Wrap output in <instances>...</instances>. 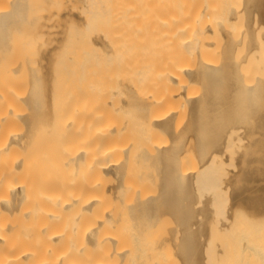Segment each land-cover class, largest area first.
I'll use <instances>...</instances> for the list:
<instances>
[{
  "label": "bare ground",
  "instance_id": "bare-ground-1",
  "mask_svg": "<svg viewBox=\"0 0 264 264\" xmlns=\"http://www.w3.org/2000/svg\"><path fill=\"white\" fill-rule=\"evenodd\" d=\"M263 24L264 0H0V264H125L134 254L132 242L123 241L120 230L107 224L128 186L134 191L132 209L152 213L163 198L180 212L187 226L178 236V226L172 225L180 239L178 250L186 264H205L209 251L204 214L214 208L220 226L229 229L230 210L243 203V193L248 197L258 188L264 173ZM132 33L137 45L132 68L150 72L151 83L167 91L132 98L152 126L144 133L138 156L159 161L162 184L155 194L140 195L133 177H125L134 142L133 137H122L125 124L101 119L95 101L81 131L69 106L76 92V69L81 70L79 81L102 90L106 64L117 55L123 36ZM216 38H221L219 44ZM64 69L69 71L62 73ZM191 78L202 86L194 95L182 88ZM122 79L127 85L129 76ZM61 82H66L62 92L70 102L55 116L57 144L31 148L36 142L31 143L30 135L38 132L39 121L31 119L38 114L37 100L49 96L52 89L47 85ZM175 94L188 103L185 125L195 137L200 161L196 169L178 163L180 135L159 140L154 130L171 126ZM19 100L32 101L34 115L20 110ZM17 117L25 119V128L14 127ZM229 147H236L235 152L241 147L229 155L236 166L226 180L232 185L231 200L223 195L226 178L219 166ZM30 152L35 154L30 170L34 185L23 173ZM82 163L84 172L79 173ZM108 173L115 175L112 183L105 182ZM75 187H85V196ZM29 194L33 197L25 202ZM259 204L262 201L251 196L249 207L256 210ZM73 207L90 216L81 239L74 234L76 222L54 224ZM22 213L36 222L21 224ZM173 233L172 240L177 239ZM81 251L84 258L79 257Z\"/></svg>",
  "mask_w": 264,
  "mask_h": 264
},
{
  "label": "rangeland",
  "instance_id": "rangeland-1",
  "mask_svg": "<svg viewBox=\"0 0 264 264\" xmlns=\"http://www.w3.org/2000/svg\"><path fill=\"white\" fill-rule=\"evenodd\" d=\"M219 41H221V38H218V40L216 38L214 40V42L217 44H219ZM136 46V34L132 33L123 36L120 50L117 52L116 56L113 54L109 64H106L107 67L101 74L104 79V88L102 90L99 88V86H97V89H93L91 86H89L88 81H79L77 78H79V73L81 70L76 69L74 74L75 80L73 81V83H75L73 88L76 90V92L74 99L72 103L69 104V106L72 105L73 107L72 112L77 116L76 123L79 130L81 131H84L86 121L89 119L88 116L92 107V102L95 101L98 106L100 105L99 108H96V111L98 112V115L101 119L119 121L125 124L122 137L130 136L134 139L132 147L129 151V157L125 164L126 167L124 168L125 177L128 179L133 177V181H129H131L132 184L136 186L135 192L139 193L140 195H144L148 193H157L158 188L162 184L161 171L158 160L142 161L138 156L140 146L144 140V133L148 130H151L152 126L141 114L142 109L134 106L132 98H134V94L153 95L154 92L165 94L167 91L165 88L160 87L159 85L155 86V84L151 83L153 76L150 72L140 71L132 68L131 63L136 54ZM217 51L218 49H216V52ZM216 52L214 54H216ZM136 58L138 59V56H136ZM67 71H69V69H64L61 72L66 73ZM125 75L129 76L127 85L122 79V77ZM65 83L66 82H61L57 85H47V88L50 90L52 89V91L49 92V96L43 99L40 98L39 101L37 100L38 114H35L36 116L34 115V112L33 114L30 112V108L33 106L32 101H17V105L20 110H26L27 114L30 112V114L35 116L34 117L29 114L31 119L34 120L33 123H35V121H39V124H37L38 132L36 134L33 133L30 135V137L33 139L31 143L33 144L36 142L34 146L32 145L31 147L30 145L31 148L45 150L47 147L56 146L58 141L59 123L55 121V116L57 118L61 107H68V103L70 102L68 99L64 98V94L62 92V90L67 87ZM200 85V80L198 78H191L187 80L186 85L182 88L187 93L190 92L191 95H194L198 89L199 91L201 90L200 87L202 86ZM54 88H57V92L53 91ZM171 104L176 108L172 119V124L169 128H154L156 131V136L159 138V140L170 141L171 135L173 133L178 137L180 135L179 143L176 145V154L179 161L178 163L192 166V169H196L194 167L200 165V161L197 156V146L195 143L194 134L190 129V126H186L188 121L187 100L182 95L177 96L175 94ZM14 123V127L16 129H23L26 127L25 119L17 117L14 120ZM179 131H182V133H178ZM82 136L83 134H81L80 139H82ZM229 148V150L226 149L224 152V154L226 152H229V154L227 153L228 155L226 154V156L224 154L220 155L221 157L219 156L220 158L218 161L221 163V161H223V157L225 156L224 161L221 163L222 165L219 164L222 172L221 176L223 179L226 178L221 183V186L223 188V195L231 200L233 195L232 185L229 186V183L227 184L226 180L228 174L230 173L229 175H231L234 172V169L236 170V166L233 163L234 160L232 161L234 158L230 159V157L235 152L236 147L235 150L231 149V147ZM239 148L237 151L240 150ZM231 150H233L232 154ZM230 154L231 156H229ZM56 155H54V159H57L58 161L59 155ZM34 158L35 154H31L30 152L23 172L25 180L29 182L30 185L36 184L35 175H33V173L30 171L32 167L35 168L33 163ZM43 158H45V160H49L51 157L50 154L47 155L43 151ZM79 169V173L84 172L83 163ZM142 172H145L146 174L143 175ZM60 176L61 172L58 169V178H60ZM104 178L106 183H112L115 179V175L108 173L104 176ZM126 178H124L125 181L128 180ZM241 181L243 184H245L243 179H241ZM82 185L83 184H80V186ZM257 186L258 188L251 192L248 197L246 196V193H243L241 197L243 203L241 205L238 203L236 207H239L230 210L231 217L233 218H231L230 221H233H229L231 224H229L230 226L228 225V227H230L229 229H223L222 226H220V222L218 221V217L220 215L214 212V208L208 210L209 212L204 214V217L207 219L204 227L208 236V245L206 246L209 251L208 255L206 254L207 257L205 261L206 263L204 262L205 264H239L242 260L241 258L244 259L242 260L243 263L241 262L242 264L246 263L247 261H249L250 264H264V173L262 178L257 182ZM129 187L130 186H128L125 190L123 189V198L119 200L116 209H114L112 212L114 219L107 224L108 227H111L114 230H120L123 241L126 240L130 243L132 242L131 246L133 247H131V249L133 248L132 250L134 251V254L128 257L131 261L128 260V262L126 261L125 264H129V261L130 264H141L142 262V264H157L155 262L151 263L152 260H156L157 262L158 260L162 262L169 260L170 264H186L185 258L183 256L184 254H182V250L181 252L178 250L177 246V242L180 240L178 239V236L180 233H184L183 228L187 226L185 222H181L182 216L180 212H178V210L172 206L168 200L163 198H160L158 207L154 208L152 213H149L148 209H142L140 211H138L136 208L132 209L130 201L131 194H133L134 191ZM76 190L78 191H75L77 194L82 197L85 196V187L76 188ZM207 195H209V193ZM251 196H254L258 198V200L262 201V205L259 204L260 207L258 206V208L261 209L257 208L258 210H255V208L249 207ZM32 197L33 196L29 194L24 201L29 202ZM228 205L229 204H227V206ZM250 208L253 211H251ZM69 211L70 212L61 213V217L54 221V224L56 226L65 225L66 222L68 223V220L76 222L75 227L78 228L74 229V234H80L81 239L85 232L84 228L86 227L90 216L86 211L79 207H73ZM18 216L20 217L21 224L36 222V219L31 221L27 217V214L22 213V215L18 214ZM30 217L35 218V216ZM148 219H152V222L150 221L149 223ZM172 225L178 226V236L177 232L175 231L176 228ZM171 226V234L174 231L173 235L176 232L175 235L177 236V239H174L176 240L175 243L174 240H172L173 238L169 230L171 229L169 228ZM159 237H162V239H159ZM63 242L61 241L59 243ZM137 254H139V257ZM79 257L84 258V251H81Z\"/></svg>",
  "mask_w": 264,
  "mask_h": 264
}]
</instances>
